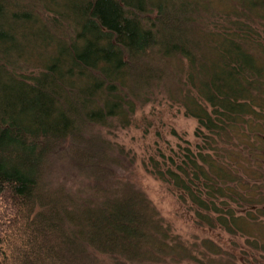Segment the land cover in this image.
Returning <instances> with one entry per match:
<instances>
[{
	"label": "trees",
	"instance_id": "16d2710c",
	"mask_svg": "<svg viewBox=\"0 0 264 264\" xmlns=\"http://www.w3.org/2000/svg\"><path fill=\"white\" fill-rule=\"evenodd\" d=\"M162 98L199 142L145 171L264 261V0H0V264H250L127 179L110 132Z\"/></svg>",
	"mask_w": 264,
	"mask_h": 264
},
{
	"label": "rangeland",
	"instance_id": "374dc122",
	"mask_svg": "<svg viewBox=\"0 0 264 264\" xmlns=\"http://www.w3.org/2000/svg\"><path fill=\"white\" fill-rule=\"evenodd\" d=\"M135 119L133 126L111 131L109 137L130 153L126 161L127 179L143 190L161 217L171 225L175 234L190 242L208 239L223 251L235 255L241 263L249 260L250 264H264V261L259 259L261 252L248 248L245 245L244 236L230 235L219 227L200 225L196 220L193 206L182 203L178 198L177 190V192L173 189L170 191L165 184L148 174L143 167V161L154 155L156 151H168L169 148L177 151L178 146L185 147L188 144L198 143L194 135L197 127L196 120L185 116L178 104H172L163 98L139 107ZM100 132L105 135L106 129H100ZM257 153L259 154L260 151ZM65 176L63 171L57 178L64 181ZM69 183L68 181L67 184ZM261 217L260 219L264 221V215ZM249 239L261 245V242L252 237ZM243 251H247L249 256L242 255ZM253 259H257L258 263L252 262Z\"/></svg>",
	"mask_w": 264,
	"mask_h": 264
},
{
	"label": "flooded vegetation",
	"instance_id": "af4514ba",
	"mask_svg": "<svg viewBox=\"0 0 264 264\" xmlns=\"http://www.w3.org/2000/svg\"><path fill=\"white\" fill-rule=\"evenodd\" d=\"M260 137L261 138H259V139H261L260 140L261 142L259 144L261 145L262 149L260 150V153H259V157L257 159V162H258L259 166L261 167V171H262V174H263V177H264V135L261 134ZM260 182L262 184V182L264 183V180L262 181V179H260ZM260 207H262L264 209V203L262 205H260Z\"/></svg>",
	"mask_w": 264,
	"mask_h": 264
}]
</instances>
